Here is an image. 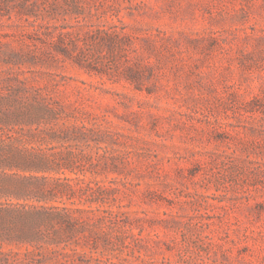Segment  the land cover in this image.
Wrapping results in <instances>:
<instances>
[{
  "label": "rangeland",
  "instance_id": "rangeland-1",
  "mask_svg": "<svg viewBox=\"0 0 264 264\" xmlns=\"http://www.w3.org/2000/svg\"><path fill=\"white\" fill-rule=\"evenodd\" d=\"M96 26L125 35L112 49L65 37L81 64L55 48ZM127 59L141 89L116 75ZM5 185L118 211L70 239L44 221L40 238L0 243L16 264H264V0H0Z\"/></svg>",
  "mask_w": 264,
  "mask_h": 264
},
{
  "label": "trees",
  "instance_id": "trees-1",
  "mask_svg": "<svg viewBox=\"0 0 264 264\" xmlns=\"http://www.w3.org/2000/svg\"><path fill=\"white\" fill-rule=\"evenodd\" d=\"M75 34L74 37H72L70 40L71 45H77L79 41H83L87 46L92 43V40H102L110 42L112 39L116 36L122 35L121 37H124L125 33H122V31H116L112 28V26H109L108 28H104L101 26L93 27L92 29H88L87 31H84V33H81L79 35V31L72 32V31H61L58 37V41L60 44L58 47V50H61L63 54H66L67 56H71L76 62L81 64V58L84 56L83 51H79L78 54L69 55L72 54L68 51V49H64V39L65 37H68L72 34ZM46 34V33H45ZM91 38V41L84 39L85 37ZM53 43H56L53 41ZM107 47L109 49H112V46L110 43H106ZM121 49L122 51L128 52V47H126L125 44L121 43ZM126 65L124 68L120 71H116V75L124 77L126 80L130 82H136L135 87L138 89H141V83L139 80L142 79V69L140 68L139 63L136 61L129 63L128 59L126 60ZM99 71V70H98ZM101 72V71H100ZM110 76H115L114 73H110ZM139 82V83H138ZM40 106H42V109L44 112L53 113L54 115L58 114V111L54 110L49 102H44ZM43 118V117H39ZM69 128H66L65 132H67ZM54 134V133H53ZM40 160V159H39ZM23 169H30V170H45L47 168L44 164L40 163L39 161L35 162H27L26 165L21 167ZM45 168V169H44ZM56 186L50 187L49 189H42L38 187V189L34 193H28L26 188L16 185H5L0 186V197L1 196H12L16 199H24L25 201L19 202H13L8 198L0 199V243L2 242H11V241H18V242H27L30 243L37 238H40L41 236V224L45 221L48 224L52 223H64L70 234L67 235V238L70 239L74 235V232H84L89 231L92 232L93 229H89V226H94V224L103 223L105 219H107L109 222H116V218H118V211H115L110 208L106 209H99V208H83V207H69L65 205L63 202L62 205L50 203L54 198H57L56 195L60 191V189L57 191ZM64 190L61 189V192H74V188L72 185H64ZM79 190L82 192V194H89L86 195L87 201L92 202L96 201L97 197H91V194L97 193V195H100L98 192L104 191L103 187L98 183L94 182L93 184L91 181L83 182V184L80 186ZM57 192V193H56ZM29 198H34L33 202L27 201ZM100 202H106L102 196L98 199ZM98 211V212H96ZM101 211V213H99ZM75 212H80L83 214H87V219L80 218L79 216L74 215ZM90 213V214H88ZM12 215H15L18 218L22 219H29L27 221V225L25 227H14L13 222L10 220V217ZM92 218L93 222L88 224L89 219ZM105 233H103L104 236ZM69 236V237H68ZM81 237H85L84 233H82ZM66 238V237H65ZM96 242V241H95ZM15 253H12L11 251H1L0 250V264H16L18 262V258L15 256ZM24 264V263H22Z\"/></svg>",
  "mask_w": 264,
  "mask_h": 264
}]
</instances>
